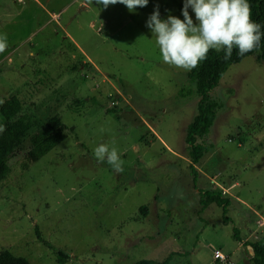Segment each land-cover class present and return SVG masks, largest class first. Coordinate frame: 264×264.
<instances>
[{"label":"rangeland","instance_id":"374dc122","mask_svg":"<svg viewBox=\"0 0 264 264\" xmlns=\"http://www.w3.org/2000/svg\"><path fill=\"white\" fill-rule=\"evenodd\" d=\"M183 4L149 0L129 12L95 0H0L8 38L0 107L17 96L19 120L32 124L0 183V252L31 264H222L221 249L252 264L245 243H264V62L253 55L230 65L212 91L222 108L196 189L185 139L199 97L189 72L162 61L146 27L157 7L162 20H183ZM52 119L68 127L67 139L29 161L33 135ZM0 126L1 137V112ZM113 139L122 172L93 155ZM200 190L232 199L228 213L209 197L203 206Z\"/></svg>","mask_w":264,"mask_h":264},{"label":"trees","instance_id":"16d2710c","mask_svg":"<svg viewBox=\"0 0 264 264\" xmlns=\"http://www.w3.org/2000/svg\"><path fill=\"white\" fill-rule=\"evenodd\" d=\"M251 5V19L254 22L261 24L264 31V0H248ZM238 50L234 49L230 59H224V52L211 50L208 53L207 59L204 60L199 67L188 73L189 81L195 85V92L199 97L197 105V114L189 123L186 134V143L189 148L188 159L191 161L190 170L193 174L195 188L198 187L199 171L196 167L205 154L209 150V145L206 143V138L210 134L212 127L215 124L219 110L222 104L213 97L212 91L220 84L222 78L226 74L228 68L232 64H238L249 56L256 55L257 58L264 62V38H262L260 47L256 51L247 53L244 56L237 54ZM23 111L22 101L15 95L9 97L0 107V112L5 120V135L0 137V183L6 178L10 172L9 159L15 156L17 147L22 143L24 137L32 128L30 122H25L20 119ZM68 127L59 119L48 121L45 128L32 137V145L28 151V159L31 162L40 160L48 154L52 149L61 144L67 139L66 130ZM200 201L203 206L207 205V197L212 202H216L223 207L224 215L229 211L232 199L226 198L222 193L215 191L204 192L199 191ZM147 207H142L146 210ZM225 223L230 221V218L225 216ZM37 236L50 249L55 251L58 259L67 258L61 250L54 249L47 240L44 239L39 228H37ZM234 236L239 241L241 237L237 228L234 229ZM253 250L252 264H264V243L255 241L245 243ZM0 264H31L30 261L22 256L15 255L9 250L0 252ZM135 264H156L154 260L144 259Z\"/></svg>","mask_w":264,"mask_h":264},{"label":"clouds","instance_id":"9594fccd","mask_svg":"<svg viewBox=\"0 0 264 264\" xmlns=\"http://www.w3.org/2000/svg\"><path fill=\"white\" fill-rule=\"evenodd\" d=\"M87 3L92 5L93 0H87ZM95 3L105 9L119 3L134 12L138 7H146L149 0H95ZM189 8L195 14L196 23ZM182 15L183 20L171 15L162 20L157 7L149 16L146 27L155 38L162 61L185 72L199 67L211 50L223 51L227 60L234 49L238 50L239 56L258 50L264 38L261 24L251 19L248 0H184ZM7 48V34L0 33V54ZM3 131L0 126V133ZM93 155L98 163L106 162L116 172L123 171L124 161L115 146V139L96 146Z\"/></svg>","mask_w":264,"mask_h":264},{"label":"built area","instance_id":"2783aa9c","mask_svg":"<svg viewBox=\"0 0 264 264\" xmlns=\"http://www.w3.org/2000/svg\"><path fill=\"white\" fill-rule=\"evenodd\" d=\"M215 260L219 261L222 264H235L229 254L224 253L221 249L215 250L214 253Z\"/></svg>","mask_w":264,"mask_h":264},{"label":"crops","instance_id":"0c3cea01","mask_svg":"<svg viewBox=\"0 0 264 264\" xmlns=\"http://www.w3.org/2000/svg\"><path fill=\"white\" fill-rule=\"evenodd\" d=\"M251 255H253V253H251Z\"/></svg>","mask_w":264,"mask_h":264}]
</instances>
